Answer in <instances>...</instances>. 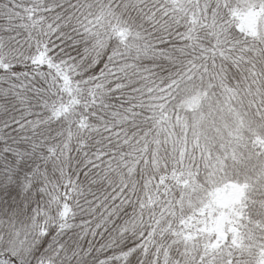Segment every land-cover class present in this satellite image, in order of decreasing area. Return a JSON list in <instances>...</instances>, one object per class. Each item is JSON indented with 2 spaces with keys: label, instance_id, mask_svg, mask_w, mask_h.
Returning <instances> with one entry per match:
<instances>
[{
  "label": "snow or ice",
  "instance_id": "snow-or-ice-1",
  "mask_svg": "<svg viewBox=\"0 0 264 264\" xmlns=\"http://www.w3.org/2000/svg\"><path fill=\"white\" fill-rule=\"evenodd\" d=\"M0 264H264V0H0Z\"/></svg>",
  "mask_w": 264,
  "mask_h": 264
}]
</instances>
